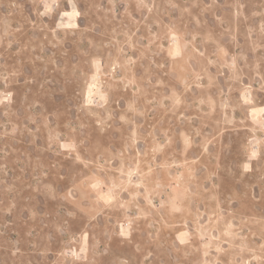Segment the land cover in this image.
I'll return each mask as SVG.
<instances>
[{
  "label": "rangeland",
  "instance_id": "obj_1",
  "mask_svg": "<svg viewBox=\"0 0 264 264\" xmlns=\"http://www.w3.org/2000/svg\"><path fill=\"white\" fill-rule=\"evenodd\" d=\"M0 264H264V0H0Z\"/></svg>",
  "mask_w": 264,
  "mask_h": 264
}]
</instances>
